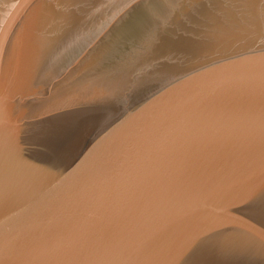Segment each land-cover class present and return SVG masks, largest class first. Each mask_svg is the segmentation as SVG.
Here are the masks:
<instances>
[{"label": "water", "instance_id": "1", "mask_svg": "<svg viewBox=\"0 0 264 264\" xmlns=\"http://www.w3.org/2000/svg\"><path fill=\"white\" fill-rule=\"evenodd\" d=\"M0 264H264V0L2 3Z\"/></svg>", "mask_w": 264, "mask_h": 264}, {"label": "bare ground", "instance_id": "2", "mask_svg": "<svg viewBox=\"0 0 264 264\" xmlns=\"http://www.w3.org/2000/svg\"><path fill=\"white\" fill-rule=\"evenodd\" d=\"M4 2H6V0H0V5H2V3H4Z\"/></svg>", "mask_w": 264, "mask_h": 264}]
</instances>
